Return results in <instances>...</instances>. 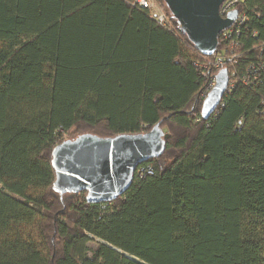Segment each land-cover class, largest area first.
<instances>
[{"label": "trees", "instance_id": "1", "mask_svg": "<svg viewBox=\"0 0 264 264\" xmlns=\"http://www.w3.org/2000/svg\"><path fill=\"white\" fill-rule=\"evenodd\" d=\"M156 2L165 26L135 0H0V264H264V0L214 55ZM224 51L234 88L204 119ZM157 125L153 174L115 201L54 188L63 142Z\"/></svg>", "mask_w": 264, "mask_h": 264}, {"label": "water", "instance_id": "2", "mask_svg": "<svg viewBox=\"0 0 264 264\" xmlns=\"http://www.w3.org/2000/svg\"><path fill=\"white\" fill-rule=\"evenodd\" d=\"M195 48L205 55L218 52L219 37L237 18L233 11L226 18L220 8L226 0H163ZM230 82L228 69L216 75V85L203 102L201 116L210 118L219 107ZM165 132L159 125L141 134L99 137L84 134L65 141L52 153L54 188L86 192L90 203L111 202L132 185L137 168L160 157L166 149Z\"/></svg>", "mask_w": 264, "mask_h": 264}, {"label": "built area", "instance_id": "3", "mask_svg": "<svg viewBox=\"0 0 264 264\" xmlns=\"http://www.w3.org/2000/svg\"><path fill=\"white\" fill-rule=\"evenodd\" d=\"M243 1L244 0H226L220 8V15L223 18H226L233 11H238L237 18L234 21L233 25L229 29L224 30L220 35L222 41L226 42L227 46H229V47L226 46L225 48H229L230 51H234L237 49V47H238V40L237 39H239V35L241 33V30L244 27V25H246V23H247V16L243 13H240L238 10V6ZM135 4H137L143 8L151 9L153 11L152 13H153L154 18L156 19V21L160 25L165 26L167 24V22H168L167 14L163 10V8L158 5V2H156V0H135ZM227 56L228 55H227L226 51H224V53L218 54V56L216 58V63H215V67L218 70L216 75L218 74V72H220L222 69H224V66L227 63L226 59H228L227 60L228 63H234L237 59L236 54H233V56H230V57H227ZM261 69H264V65L261 66ZM261 69H257L256 67H254L253 73L251 76L258 78ZM216 75L212 76L209 79L207 86L203 91L202 96L205 99L208 96V94L210 93V91L216 85ZM246 81L248 82L249 78H247ZM233 88H234V84L229 82L227 92L225 93L224 96L229 94L231 92V89H233ZM262 106L263 107L261 110V115L264 116V102H263ZM152 174H153V171L150 168L142 167V165H140L135 172V175H137L139 177H145L147 175H152Z\"/></svg>", "mask_w": 264, "mask_h": 264}, {"label": "rangeland", "instance_id": "4", "mask_svg": "<svg viewBox=\"0 0 264 264\" xmlns=\"http://www.w3.org/2000/svg\"><path fill=\"white\" fill-rule=\"evenodd\" d=\"M160 6V4L158 3ZM161 7V6H160ZM74 135H77V133H74ZM74 137V136H73ZM72 137V138H73ZM102 243V241L92 237V240L89 242L88 247H89V256L92 257L94 251L97 250L98 246Z\"/></svg>", "mask_w": 264, "mask_h": 264}]
</instances>
